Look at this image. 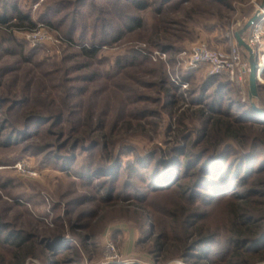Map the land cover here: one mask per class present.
<instances>
[{
    "label": "rangeland",
    "instance_id": "1",
    "mask_svg": "<svg viewBox=\"0 0 264 264\" xmlns=\"http://www.w3.org/2000/svg\"><path fill=\"white\" fill-rule=\"evenodd\" d=\"M7 1L17 3L35 21L36 25L30 30L41 27L43 30L39 34L40 42L33 43L28 29H15L12 35L0 29V42L2 38L14 39L0 45L2 90L29 83L39 89H48L61 77L57 75L58 81L49 79L43 75L45 72L56 70L61 75L64 68L78 66L83 60L75 56L78 50L95 44L100 50L97 57L88 60L90 69H77L71 74L76 81L69 85L87 87L83 97L78 93L73 97L78 109L70 116L75 125L87 111L101 114L107 121L108 133L114 123L119 126L111 137L115 141L113 150L117 158L113 162L103 161V152V156L96 154L101 147L94 152L78 149L75 157L65 154L69 159H63L64 153L59 152L57 145H51L53 139L42 136L43 130H54V126L36 125L25 132L27 105L10 109L11 100L1 107L0 218L16 232L24 230L38 236L34 238L36 255L28 256L24 264H69L71 259L64 261V256L56 251L72 248L81 254L79 262L73 264H99L104 258L107 239L115 242L122 259L134 262L130 264H173L177 261L186 264L179 257L164 260L150 252L154 237L148 240L146 234L153 229L144 210L129 206L128 201L134 197L128 194L127 188L133 180L125 175L126 164L134 160L135 155L148 158L154 154L170 163L175 159L176 149L182 147L193 154L207 152L206 158L216 164L222 158L226 143L240 152V156H250V149L235 140L228 139L217 148L205 144L201 137L205 118L196 114L200 110L205 114L226 110L233 117L247 115V118H256L255 122H264V116L254 112L249 102L248 74L241 88L225 75H208L204 68L184 75L186 87L173 82L171 73L177 72L176 57L197 43H206L213 49H228L231 32L235 34L262 0H94L92 7L83 8L84 11L78 9L77 0H0V11ZM141 1L147 5L144 9L136 6ZM261 12L264 18V8ZM132 15L141 17L143 22L141 27L129 30L126 26L131 25ZM156 32L165 37L161 40L167 45L165 49L153 48L149 43ZM250 32L251 29L245 38ZM233 41L237 45L235 35ZM154 50L167 52V61L155 60L151 54ZM26 57H31L32 62L25 63ZM119 58L122 62L117 66L115 62ZM131 58L134 61L131 62ZM54 63L57 65L52 66ZM93 70L106 73L110 78H98L92 83L79 81ZM160 70L164 71L165 85L151 87L158 81ZM168 80L173 84L170 96L165 90ZM259 84L258 106L264 110V70ZM32 93V101L43 103L47 99L43 93ZM3 95L8 96L7 93ZM242 105L245 107L240 109ZM182 118L185 128L178 122ZM11 126L16 129L11 131ZM91 146L84 143L83 149ZM261 158L254 160L251 166L257 168ZM231 159L233 155L225 161L224 168ZM243 166L244 169L249 166L247 160ZM141 170L144 174L148 172V169ZM134 185L138 187L139 181ZM112 190L116 198L108 201ZM203 190L198 193L212 192L211 189ZM233 192L242 193L243 190L234 185L229 194ZM197 197L202 201L203 196ZM170 199L172 201L170 197L158 200L164 204ZM228 204L225 201L212 210L207 223L215 226L218 220L226 219ZM166 221L165 224H170L169 219ZM183 222L180 219L173 224L180 234ZM218 232L219 246L214 248L215 253L226 243L225 233ZM51 234L60 235L56 243L61 246L58 249L56 244L47 245L45 249L44 244L38 243ZM80 239L84 241L80 243ZM255 264H264V260Z\"/></svg>",
    "mask_w": 264,
    "mask_h": 264
},
{
    "label": "trees",
    "instance_id": "2",
    "mask_svg": "<svg viewBox=\"0 0 264 264\" xmlns=\"http://www.w3.org/2000/svg\"><path fill=\"white\" fill-rule=\"evenodd\" d=\"M92 1L94 0H77L76 4L78 9H88L92 7ZM218 3L221 4V2ZM136 6L144 9L147 5L141 1ZM1 9L0 29H4L10 35L15 29L30 30L36 25L31 16L24 12L17 3L7 1ZM103 22L105 25L108 24L105 20ZM142 22L141 17L132 15L129 18L131 25L126 27L133 30L136 27H141ZM168 22L170 23V21ZM165 23L167 20L162 24ZM162 39L165 37H161L156 32L150 38L149 43L153 48L165 49L167 45L163 44ZM11 40H14L13 37L2 38L0 45L8 41L11 42ZM69 40L72 41L71 38ZM99 50L95 44L82 46L75 55L83 59L78 66L64 68L61 75L56 70L45 72L43 75L49 79L56 80L57 75L61 77L59 81L56 80L57 84L49 86L48 89H39L34 87V83H29L4 91L1 82L0 109L11 100L10 109H14L18 105H27L25 132L32 130L36 125L51 124L54 126V130H43L42 136L53 139L50 143L52 146L54 145L53 147L57 145L59 152L64 153L61 156L63 159H69L65 154L75 157L78 149L94 152L98 147H101L96 154L99 156L103 152L105 155L103 161L113 162L117 158L113 150L115 141L111 137L112 134L114 135L116 127H119L118 124L114 123L108 133L107 121L101 114L87 111L75 125L70 116L71 113H75L72 111H76L75 109L78 107L72 100L73 97L76 93L83 97L87 87L78 88L76 85H69L76 81V78L71 77V74L77 69H90L91 62L88 60L91 61L97 57ZM5 51L9 52L10 50L5 48ZM132 61L134 58H131ZM24 62L31 63V57H26ZM121 62L122 58H119L115 64L118 66ZM56 65V63L52 64V66ZM105 74L93 70L89 74H85V77L79 81L92 83L98 78L109 79L110 77ZM157 77L158 81L150 86L163 88L165 85L164 71L160 70ZM168 85V88L164 89L170 96L173 84L169 81ZM32 91L43 93L47 99L43 103L32 101L31 99H34ZM4 93H7L8 96H4ZM244 107L245 105H242L240 109ZM196 114L198 117L204 116L205 118L201 128V137L205 144L217 148L228 139L235 140L250 149V156H240V152H236L230 143H226L222 150L221 160L223 161L220 160L216 164L209 162L206 158L207 152L193 154L189 149L183 147L176 149L175 159L170 163L161 160L156 154L150 155L148 158L135 155L134 160L127 163L125 168V175L133 180L127 188L128 194H132L134 197L131 202L128 201L129 206L140 208L146 212V218L153 229L152 232L148 231L146 236L148 240L154 237L150 252L154 253L156 257L161 256L164 260L179 257L186 264H255L259 260H264V122H255L256 118H247V115L233 117L228 115L226 110L212 111L208 114L200 110ZM143 115L147 116V114ZM183 121V118L179 119V125L187 127ZM139 125L141 126L142 122H139ZM184 128H182L181 135L184 134ZM15 129L14 126H11V131ZM37 129L36 131H38ZM12 134L13 132H11ZM199 140L201 141V139ZM84 143L92 144V146L88 150H84ZM259 149L261 152H258ZM232 155L234 159H231L224 168L225 161ZM259 157L262 158L258 162V167L251 166L253 161ZM246 160L249 166L244 169L243 164ZM97 165L101 167L99 163ZM141 169H148L147 174L141 172ZM113 179L116 181V178L113 177ZM136 181L140 183L138 187L134 185ZM234 185L241 188L243 192L229 194ZM140 186L142 189H139ZM200 189L201 191L211 189L212 192L210 194L208 192L198 193ZM113 193V190L110 191L108 201L116 198ZM141 193L142 196H139ZM221 195L224 197L222 198ZM197 196H203L204 199L202 198L201 201ZM164 197H170L172 201L170 199L164 204H160L158 199ZM225 201L229 203L226 210L227 218L218 220V224L211 226L207 223V217L210 216L212 210L221 206ZM202 207L205 210H202ZM166 219H169L170 224H165ZM180 219L184 221L181 234L176 232L177 230L173 227V224ZM10 227L0 218V264H24L28 256L36 255L34 251L37 242L34 238L38 236L32 233L28 234L24 230L16 232ZM220 230L226 235V243L220 252L215 253L214 248L219 246L217 235ZM59 237V234H51L39 240L38 243L44 244V248L47 249V245L53 246L58 243ZM78 241L82 243L84 239ZM57 245L55 246L57 249L61 247ZM56 252L64 256V261L71 259L69 264L78 263L81 255L76 248L57 250Z\"/></svg>",
    "mask_w": 264,
    "mask_h": 264
},
{
    "label": "built area",
    "instance_id": "3",
    "mask_svg": "<svg viewBox=\"0 0 264 264\" xmlns=\"http://www.w3.org/2000/svg\"><path fill=\"white\" fill-rule=\"evenodd\" d=\"M44 0H39V2ZM264 18L261 16L251 28L247 36V42L254 48L258 58V75L261 80V74L264 70ZM41 28L29 30V37L33 43L40 42ZM234 31L231 32V44L228 49H213L206 43H197L190 49L182 51L177 57V72L171 73V79L176 84L186 87L187 83L184 75L197 68H204L210 76L225 75L229 80L242 88L245 75L249 73V65L241 54L238 46L233 41ZM152 56L155 60L163 59L167 61V52L163 50H154ZM242 94L245 95L243 90ZM134 263L133 261L121 258L119 250L113 240L107 239L105 242L104 258L99 264H125ZM173 264H184L177 261Z\"/></svg>",
    "mask_w": 264,
    "mask_h": 264
},
{
    "label": "water",
    "instance_id": "4",
    "mask_svg": "<svg viewBox=\"0 0 264 264\" xmlns=\"http://www.w3.org/2000/svg\"><path fill=\"white\" fill-rule=\"evenodd\" d=\"M264 8V0L256 8L254 14L235 32V39L241 54L245 57L249 65L248 73V95L249 102L254 112H258L264 116V110L258 106L259 100V75H258V58L254 48L247 42L245 35L252 26L260 20L262 9Z\"/></svg>",
    "mask_w": 264,
    "mask_h": 264
}]
</instances>
